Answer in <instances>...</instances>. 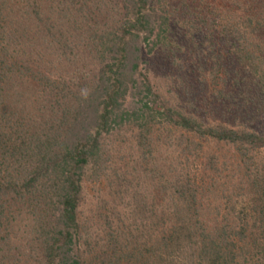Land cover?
I'll use <instances>...</instances> for the list:
<instances>
[{
  "label": "trees",
  "instance_id": "16d2710c",
  "mask_svg": "<svg viewBox=\"0 0 264 264\" xmlns=\"http://www.w3.org/2000/svg\"><path fill=\"white\" fill-rule=\"evenodd\" d=\"M0 264H264V0H0Z\"/></svg>",
  "mask_w": 264,
  "mask_h": 264
},
{
  "label": "rangeland",
  "instance_id": "374dc122",
  "mask_svg": "<svg viewBox=\"0 0 264 264\" xmlns=\"http://www.w3.org/2000/svg\"><path fill=\"white\" fill-rule=\"evenodd\" d=\"M148 60H149L150 63H153L154 66L156 65L158 70L163 72L164 80H166V82L171 87H173L174 84L176 85V83H173V82H175V80L178 79L179 73H178L177 70H178L179 64L176 65V67H175V65L174 66L172 65L171 60H168V63H167L162 58L159 59L156 56H154L152 58L148 57ZM181 64L183 65V63H181ZM208 151L219 152V153H222V154L226 153L229 157L232 155L231 154V150H229V148H227V147H225L223 145L211 146L210 150H208ZM84 187H85V193L87 195L86 202L88 203V206H89V205H91L92 202H95L96 191H97V196H98L99 189L102 190V187H100L98 184H92V183H85ZM214 203H215V201L212 198L207 203L204 204V207H208L209 208V210H208L209 213H211V212L213 213L214 212Z\"/></svg>",
  "mask_w": 264,
  "mask_h": 264
}]
</instances>
